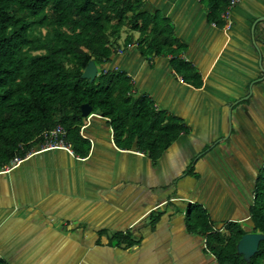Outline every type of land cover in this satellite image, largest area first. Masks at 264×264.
I'll return each mask as SVG.
<instances>
[{"label":"crops","instance_id":"0c3cea01","mask_svg":"<svg viewBox=\"0 0 264 264\" xmlns=\"http://www.w3.org/2000/svg\"><path fill=\"white\" fill-rule=\"evenodd\" d=\"M225 23L207 20L200 0H147L170 18L196 71L184 80L172 56L140 53L136 43L108 68L126 71L132 92L182 120L186 130L152 159L115 144L106 119L91 113L80 133L85 156L33 149L0 172V258L8 264H216L203 239L185 227L201 204L214 229L249 223L264 161V0H239ZM231 9V8H230ZM215 24V25H214ZM221 153H216L217 148ZM163 211L155 225L152 211ZM140 244L111 245L117 231Z\"/></svg>","mask_w":264,"mask_h":264},{"label":"trees","instance_id":"16d2710c","mask_svg":"<svg viewBox=\"0 0 264 264\" xmlns=\"http://www.w3.org/2000/svg\"><path fill=\"white\" fill-rule=\"evenodd\" d=\"M230 1L200 0L207 20L219 26ZM131 43L147 57L170 54L172 67L184 80L197 74L177 56L182 45L170 18L160 9H148L147 0H0V168L38 149L43 133L57 125L66 129L73 153L87 155L90 142L80 133L87 118L83 104L106 119L116 145L158 158L186 127L156 109L149 96L133 93L126 71L108 68L112 57ZM90 61L98 67L93 80L82 77ZM162 215L152 211L150 223L155 225ZM249 220L214 229L206 209L194 203L187 207L185 227L203 239L216 264H264V239L249 259L237 252L243 234L264 236V161ZM109 243L131 248L140 240L129 230L117 231ZM0 264L8 263L0 258Z\"/></svg>","mask_w":264,"mask_h":264},{"label":"water","instance_id":"95a60500","mask_svg":"<svg viewBox=\"0 0 264 264\" xmlns=\"http://www.w3.org/2000/svg\"><path fill=\"white\" fill-rule=\"evenodd\" d=\"M260 23V26L264 29V14L259 16L253 23L251 29L254 32V26L256 23ZM98 73V67L93 61H90L87 67L84 69L82 77L93 80ZM91 113V107L87 104L82 105L83 116H88ZM264 239L261 233L247 232L241 236L237 243V252L242 254L245 259H249L258 249L259 242Z\"/></svg>","mask_w":264,"mask_h":264},{"label":"built area","instance_id":"2783aa9c","mask_svg":"<svg viewBox=\"0 0 264 264\" xmlns=\"http://www.w3.org/2000/svg\"><path fill=\"white\" fill-rule=\"evenodd\" d=\"M238 1L239 0H231L230 3H229V6L222 13L221 16L223 18L227 19L229 17L230 8L233 5H235ZM90 115H88L87 119L90 118ZM83 127L84 126H82V128ZM66 134H67V131L62 125H57L53 129L45 131L43 133V137H44L43 143L40 145V148H39L40 151L41 150H47V149H53V148H60V149L66 150L70 154H73V150H72L71 144L65 141ZM32 152H33V149L31 151H29L26 154V156L32 154ZM23 159H24V157L22 158V157H18V156L12 158L10 160L9 164H7V165L3 166L2 168H0V172H8L13 167L18 165Z\"/></svg>","mask_w":264,"mask_h":264},{"label":"rangeland","instance_id":"374dc122","mask_svg":"<svg viewBox=\"0 0 264 264\" xmlns=\"http://www.w3.org/2000/svg\"><path fill=\"white\" fill-rule=\"evenodd\" d=\"M233 8H234V7L232 6L230 10H232ZM229 17H230V19H232V16H231V15H230ZM262 134H263V137H264V124H263ZM263 143H264V140H263ZM218 150H219L220 153H221V148H220V147L216 149V153H219Z\"/></svg>","mask_w":264,"mask_h":264},{"label":"clouds","instance_id":"9594fccd","mask_svg":"<svg viewBox=\"0 0 264 264\" xmlns=\"http://www.w3.org/2000/svg\"><path fill=\"white\" fill-rule=\"evenodd\" d=\"M91 114V113H90ZM88 117V116H87Z\"/></svg>","mask_w":264,"mask_h":264}]
</instances>
